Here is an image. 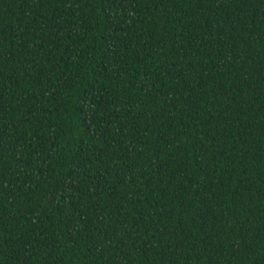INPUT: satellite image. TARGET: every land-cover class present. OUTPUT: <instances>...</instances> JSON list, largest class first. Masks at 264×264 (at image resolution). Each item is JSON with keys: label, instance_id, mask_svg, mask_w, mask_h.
I'll use <instances>...</instances> for the list:
<instances>
[{"label": "trees", "instance_id": "obj_1", "mask_svg": "<svg viewBox=\"0 0 264 264\" xmlns=\"http://www.w3.org/2000/svg\"><path fill=\"white\" fill-rule=\"evenodd\" d=\"M0 264H264V0H0Z\"/></svg>", "mask_w": 264, "mask_h": 264}]
</instances>
